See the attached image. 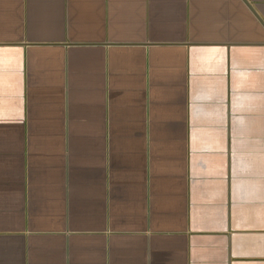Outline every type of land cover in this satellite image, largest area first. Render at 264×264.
Returning <instances> with one entry per match:
<instances>
[{"label": "crops", "instance_id": "0c3cea01", "mask_svg": "<svg viewBox=\"0 0 264 264\" xmlns=\"http://www.w3.org/2000/svg\"><path fill=\"white\" fill-rule=\"evenodd\" d=\"M0 264H264V0H0Z\"/></svg>", "mask_w": 264, "mask_h": 264}]
</instances>
